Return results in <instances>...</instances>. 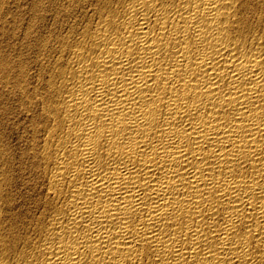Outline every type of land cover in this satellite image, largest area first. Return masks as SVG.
<instances>
[{
    "label": "bare ground",
    "instance_id": "1",
    "mask_svg": "<svg viewBox=\"0 0 264 264\" xmlns=\"http://www.w3.org/2000/svg\"><path fill=\"white\" fill-rule=\"evenodd\" d=\"M0 264H264V0H0Z\"/></svg>",
    "mask_w": 264,
    "mask_h": 264
},
{
    "label": "rangeland",
    "instance_id": "2",
    "mask_svg": "<svg viewBox=\"0 0 264 264\" xmlns=\"http://www.w3.org/2000/svg\"><path fill=\"white\" fill-rule=\"evenodd\" d=\"M25 1H29L30 2V0H25ZM28 2H26L25 4H27ZM22 13H23V17L25 18L27 15H28V11L27 10H25V11H22ZM27 13V14H26Z\"/></svg>",
    "mask_w": 264,
    "mask_h": 264
}]
</instances>
